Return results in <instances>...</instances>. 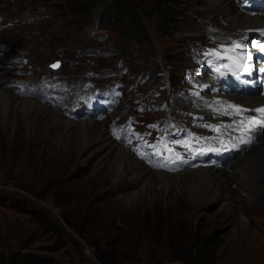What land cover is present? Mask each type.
I'll return each mask as SVG.
<instances>
[{"label":"rangeland","instance_id":"obj_1","mask_svg":"<svg viewBox=\"0 0 264 264\" xmlns=\"http://www.w3.org/2000/svg\"><path fill=\"white\" fill-rule=\"evenodd\" d=\"M232 1L240 11L243 9L242 5L254 10L255 4L249 0L247 3L244 0ZM68 3L72 1L0 0V75L10 77L8 86L5 85L9 81L8 77L2 82L0 79V92L20 100L32 101L45 112L40 116L33 114L36 126L32 131L29 129V120L19 115L18 108H10V115L22 119L17 127H14L15 122H4V118L0 116V261L2 256L19 245L20 252L29 256H45L52 264H103L93 256L94 247L91 242L95 241L93 237L101 234L102 230L112 229L114 226L119 229L117 234L125 241L119 240L120 245L112 247V252L107 250L114 260L111 264H186L174 257V250L184 243L175 242L177 234L173 230H166V226L168 228L174 221L171 217L176 216L186 226L190 224L191 230L195 228L200 234H212L216 246L214 264H263V179L258 181L259 188L255 196L253 193L246 194L236 182H230L229 188L235 195L229 201L221 196L210 200L207 198L196 204L191 202L184 187L182 191L173 184L162 186L156 184V179L144 185V179H135L131 173L115 176L108 161L112 154L96 139L95 134L86 142L81 141V145L78 137L77 142L75 141L74 136H78L76 130L71 132V138L66 139L67 136H64L62 139L61 134H57L64 130L55 124L51 114L71 122L97 120L64 117L62 110L49 108L39 100L41 91H37L35 97L26 95V87L44 82L47 69H51L47 63L56 56V52L64 51L58 48L72 52L82 48V44L95 45L97 48L106 45L114 47L119 41L117 47L124 56L123 47L128 44V57L138 61L145 70L153 67L154 60L157 68L153 73L155 76L148 80L141 74L143 70L137 63L130 68L129 74L121 65L118 66L112 79L117 78L120 82L116 85V90L121 91L122 95L113 110L115 112L105 116L106 120H98L99 125L103 126L113 142L128 151L139 144L135 159L151 171L173 176L205 168L193 166L186 160L188 163L179 162L174 171L166 172L154 166L159 161L157 158H145L148 152L143 149V145L150 139L147 137L149 129L151 133L155 131L149 128L151 119H146L149 118L148 113L153 105L161 99V75L168 74L174 84L177 75H181V68L188 65L189 58L182 53L181 41L187 36L204 37L203 31L200 33L201 23L205 29L216 32L220 25L226 24L220 19L221 13L213 12L211 21L208 22V18L203 15L205 9L202 10L206 0H176L175 14L172 13L167 28L161 25L164 20L157 14L150 17L142 15L140 22L148 34L137 44L125 34L119 35V28L112 29L106 25L107 22L99 23L106 28L104 34L97 32L92 36L96 30L86 24L76 23L78 16L67 10ZM102 3L103 0H97L92 13H98L103 8ZM254 11L261 13L259 7ZM191 23L195 26L193 30H190ZM76 24H79L76 29L81 31L74 32L72 27ZM105 33L110 34L109 42H104ZM7 52L10 57L8 60L2 56ZM100 52L81 55L82 60L74 63V68L84 73L85 77L102 79V73L100 70L96 71V67L115 66L116 54L112 48V57L107 53L105 59ZM171 68L177 75L171 72ZM60 71L64 73L63 69ZM72 72L73 68L64 73L66 78H71ZM20 89L25 91L24 95H11L17 93L14 90L19 92ZM98 100L100 101L92 92L89 94L91 106ZM128 116L132 123L127 126ZM178 148L186 152L184 147L174 146L175 151ZM240 154L235 152L229 161L237 155L239 157L235 160L241 159L243 154ZM228 165L209 167L226 170ZM185 185L187 187L188 184ZM29 201L37 205H30ZM27 202L33 209L43 212V215L30 210ZM72 202H75L74 205H71ZM224 202L232 203V207L226 206ZM107 207L115 208L112 209L114 213ZM128 210H131L132 215L125 223L127 220L120 217V212L127 214ZM76 211L83 214L80 218L77 217L76 224H85L78 233L74 230L77 226L70 224ZM151 214L167 218V225L162 230L163 237L155 241L149 232L150 226L156 225L149 223ZM141 216L144 218H140ZM137 218L140 220L137 221ZM128 223L130 227L127 230L125 224L128 226ZM85 228L94 236L87 233ZM250 239L255 240L254 243H250Z\"/></svg>","mask_w":264,"mask_h":264},{"label":"bare ground","instance_id":"obj_2","mask_svg":"<svg viewBox=\"0 0 264 264\" xmlns=\"http://www.w3.org/2000/svg\"><path fill=\"white\" fill-rule=\"evenodd\" d=\"M203 7L204 8L202 10L205 9L204 13L206 15H211L213 12L222 14V20L225 21L226 24L220 25L219 28L221 31L228 30L230 26L232 28H238L239 26H255L264 24V21L261 20V18L264 19V16L257 17L256 15L249 16L247 14H243L240 10H238V8H236L232 0H206V5ZM112 16L108 17L107 25L112 27V29H115L117 27V21L113 18L114 16ZM94 20L100 22L104 19L94 18ZM191 24L190 30L195 29L194 23ZM245 101L247 103H254L250 99ZM258 102H264V98L259 97ZM11 106L15 109H20L19 115H23L27 118V120H29L28 125L30 131H32L34 126H36L33 114H39L37 116L45 114L44 110L41 111V106L32 101L20 100L0 92V116L4 118V122H15L14 127H17L21 123L22 119L15 118V116L10 115V113H12L10 108H13ZM51 115H53L52 118L55 121V124L64 130L63 132L57 134L58 136L61 134L60 137L62 139H64V136H67L66 139L71 138V132L76 130L78 136H74L75 141L77 142L76 138L78 137L79 145H81V141L86 142L88 138H92L93 134H95L96 139L101 141L103 146L108 149V153L110 155L112 154V156L109 157L110 159L108 158V161L112 167L111 172L115 173V176L120 173L123 175L131 173L135 176V179H144V185L156 179L158 180L156 184H160L162 186H170L173 184L182 191L184 187V189H187L189 199L192 203L200 204L207 198L210 200L213 198H220L221 196H223L224 200L226 199L225 201H229L235 195L233 190L229 188V184H231L230 182H236L238 187H243V191H245L246 194L253 193V196H255L254 194L257 193L259 188L258 181L261 179L264 180V133H261L256 138V143L250 145L249 148L242 153L243 156H241V159L235 160L239 157V155H237L229 161V163H231L228 165L226 170L205 167L168 176L163 172L151 171V169L149 170L139 160L135 159V157L128 150L113 142L105 133L103 126L99 125L98 121L95 122L91 120L71 122L57 116L56 114ZM30 136H32V134ZM184 182L188 184L187 187ZM224 203L226 206L232 207V203ZM253 235L255 234L253 233ZM254 241L255 240H249L250 243H254Z\"/></svg>","mask_w":264,"mask_h":264},{"label":"trees","instance_id":"obj_3","mask_svg":"<svg viewBox=\"0 0 264 264\" xmlns=\"http://www.w3.org/2000/svg\"><path fill=\"white\" fill-rule=\"evenodd\" d=\"M71 1L72 3H68L69 8L67 10H69L72 14L77 15L78 17H83V16L88 17L90 16V14H92L94 4L96 3L97 0H71ZM175 2L176 0H103V3L101 4L103 8L100 10V14L98 15V17H104L102 19H105L113 15L114 17L113 16L112 17L116 19L117 27L119 28L120 33L125 34V36L131 38L137 44H139L141 40H144L145 35H147L146 28L140 22L142 15L146 17H150L152 15L157 14L159 18L164 20L162 21L161 25L164 28H167L169 26L168 23L169 20L171 19L172 13L175 14V10H176ZM74 203L75 202H72L71 205H74ZM26 205L29 206L28 203H26ZM107 209L113 212L115 208L107 207ZM30 210L35 212L37 215L40 214L43 215V212H40V210L33 209V207H30ZM86 211L90 213V211L88 210ZM76 212H75V218L73 219V221H70V224L73 226L75 225L77 226V229L74 230L78 233L80 232L79 230L85 226V224L81 226L79 224H76L77 219L83 215L80 214L81 212L78 213ZM120 213H121L120 217L122 219L127 220L124 221L125 223H127L132 215L131 210H128L127 214L123 212ZM149 216H151V218L149 217V223H156L155 227H152L153 225L152 224L149 228V232L155 238L153 239L155 241L156 239L163 237L162 230L165 229L163 227L167 225L166 223L167 218L165 219L164 217L161 216L158 217L156 214L153 215L151 214ZM140 218L143 219L144 217L141 216ZM140 218H137L136 220L139 221ZM171 218L174 221L172 222L171 225H169L168 228L166 226V230H173L175 234H177L176 237L177 239H175V242L178 241L180 243V241H182L184 243L183 246L178 245L177 249L174 250L175 260H180L182 263H186V264H196V263L214 264L216 246L214 244V238L212 234H200L195 230L194 227H193L194 229L191 230L190 224L186 226L184 221H182L181 219L177 220L176 216ZM129 223L128 226L127 224H125L126 225L125 229L127 227V230L130 227ZM85 229L87 233L94 236L91 232H89L88 228ZM118 230L119 229H116V227L112 226V229L102 230L103 232L101 234L95 235L93 237V239H95L94 242H91L89 240V242H91L94 247L93 256H95V258L100 263L103 264L113 263L114 260L109 255V252L107 250H110V252H112L111 249L112 247L116 248L120 245L119 240L125 241L124 239L121 238L120 234H117ZM104 231H106V233ZM20 248L21 247L18 245L16 248H13L12 251L8 252L7 255L2 256V259L0 261L1 264H52L49 258L42 255H32V254L29 256L26 253L20 252ZM117 255L118 254L116 252V256ZM123 258L125 259L126 257ZM160 261H162V259ZM115 263L117 262L115 261Z\"/></svg>","mask_w":264,"mask_h":264},{"label":"snow or ice","instance_id":"obj_4","mask_svg":"<svg viewBox=\"0 0 264 264\" xmlns=\"http://www.w3.org/2000/svg\"><path fill=\"white\" fill-rule=\"evenodd\" d=\"M245 3H247V0H244ZM252 31V30H249ZM264 32V30H261ZM248 40L247 36L242 37L240 40H232L230 45H221L220 48L223 51L217 50V49H210L208 52L204 53L206 57H210L207 61L209 64H213L217 61H221L224 59H227L229 63H223L220 67H215L214 71L218 73L220 76H224L227 73H231L233 75H237L238 73H247L248 75L252 74L253 65L249 62L253 60L252 52L249 51V44L246 43ZM251 47L257 48L259 52L264 53V43H260L258 41L253 40L251 43ZM56 65H53L55 67ZM222 69L226 70L223 71ZM259 72L264 73V67H260L258 69ZM247 83H252V81H247ZM204 87H208L205 85ZM199 95V93H197ZM219 103V102H217ZM211 107V105H209ZM222 108L225 109H233L235 108V112L232 111H221V109H216V111L220 115L225 116H232L236 115L238 117H243L245 111H253L260 113V117L252 120L249 119V126L245 128V121L244 119H241L238 121L233 120L231 123L227 124H221L219 126L213 125V124H205L203 127L211 129L213 131H216L217 133H220L221 129H231L232 131H241L242 133H245L249 139H243V136H241L240 142L242 144H249L252 143L251 137L256 133H264V107L255 108L251 110H245L241 109L239 106L227 104L222 105ZM150 127H155V125H150ZM183 131V130H181ZM188 139H178L175 141V143L179 146L184 147L185 151L189 155H193V158H195L196 155H204L206 152H221V151H228L230 150L229 144L231 149L238 148L237 144L231 143V138L228 141H225L222 136H216V137H199L195 134H187ZM209 140H217L221 147L219 148H208V149H201V148H195L193 147V143L199 144L201 141H209ZM161 144H163L164 149L170 154V156L163 157L164 160H169L170 158H174L176 161H181L182 163H188V161L183 160V157L179 152L174 151L173 148L168 147L167 144H164L163 138H161ZM149 147H155L152 145H149ZM156 155H161L159 148L156 149ZM152 154L148 153L145 154V158H151ZM155 167H164L165 164L160 163L157 161L154 163Z\"/></svg>","mask_w":264,"mask_h":264},{"label":"water","instance_id":"obj_5","mask_svg":"<svg viewBox=\"0 0 264 264\" xmlns=\"http://www.w3.org/2000/svg\"><path fill=\"white\" fill-rule=\"evenodd\" d=\"M29 203H31L32 205L36 206L37 204L33 203L32 201H29ZM70 235L74 236L72 233H70Z\"/></svg>","mask_w":264,"mask_h":264}]
</instances>
